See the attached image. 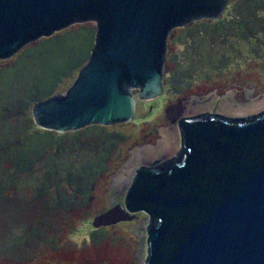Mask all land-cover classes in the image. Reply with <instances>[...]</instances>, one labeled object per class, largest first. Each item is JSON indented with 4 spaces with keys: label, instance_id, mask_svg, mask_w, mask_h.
Here are the masks:
<instances>
[{
    "label": "rangeland",
    "instance_id": "rangeland-1",
    "mask_svg": "<svg viewBox=\"0 0 264 264\" xmlns=\"http://www.w3.org/2000/svg\"><path fill=\"white\" fill-rule=\"evenodd\" d=\"M95 32L76 23L0 59V264H146L150 215L124 204L138 170L179 155L183 118L264 112L239 110L264 99V0H231L217 18L170 31L165 92L138 100L130 122L38 128L33 106L73 84Z\"/></svg>",
    "mask_w": 264,
    "mask_h": 264
},
{
    "label": "water",
    "instance_id": "water-1",
    "mask_svg": "<svg viewBox=\"0 0 264 264\" xmlns=\"http://www.w3.org/2000/svg\"><path fill=\"white\" fill-rule=\"evenodd\" d=\"M230 1L0 0V59L96 22L87 63L64 93L33 106V120L59 133L130 122L137 100L165 92L170 31L215 19ZM251 117L183 118L179 155L138 170L124 204L150 215L146 264H264V112Z\"/></svg>",
    "mask_w": 264,
    "mask_h": 264
},
{
    "label": "bare ground",
    "instance_id": "bare-ground-1",
    "mask_svg": "<svg viewBox=\"0 0 264 264\" xmlns=\"http://www.w3.org/2000/svg\"><path fill=\"white\" fill-rule=\"evenodd\" d=\"M263 102H264V99L262 100ZM262 101H260V102H258V105L256 106V107H253V106H255L254 104H255V101H251L250 102V104H248L247 106L246 105H243V106H240V108H239V106H238V108H239V110H241V111H248L249 109L250 110H257V109H259V107H264V103L262 102ZM234 104V103H233ZM236 108V107H235ZM225 109V108H224ZM243 113V112H242ZM129 163V162H128ZM127 163V164H128ZM132 164L131 163H129V166H127V171L126 172H128V174L129 175H131V170L129 169V167L131 166ZM126 177V175H122V176H120V177H118V179L116 178V183H119V184H122V183H124L126 180H129V177H127V178H125Z\"/></svg>",
    "mask_w": 264,
    "mask_h": 264
},
{
    "label": "flooded vegetation",
    "instance_id": "flooded-vegetation-1",
    "mask_svg": "<svg viewBox=\"0 0 264 264\" xmlns=\"http://www.w3.org/2000/svg\"><path fill=\"white\" fill-rule=\"evenodd\" d=\"M164 75V74H163ZM163 85H164V78H163V84H162V87H163ZM137 104H138V100H137Z\"/></svg>",
    "mask_w": 264,
    "mask_h": 264
},
{
    "label": "trees",
    "instance_id": "trees-1",
    "mask_svg": "<svg viewBox=\"0 0 264 264\" xmlns=\"http://www.w3.org/2000/svg\"><path fill=\"white\" fill-rule=\"evenodd\" d=\"M34 121V120H33ZM34 123H35V121H34ZM36 124V123H35ZM37 126V125H36ZM38 127V126H37ZM39 128V127H38ZM41 129V128H40Z\"/></svg>",
    "mask_w": 264,
    "mask_h": 264
}]
</instances>
